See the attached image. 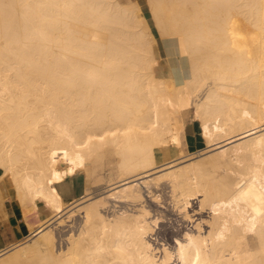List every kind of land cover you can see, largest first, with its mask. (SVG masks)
<instances>
[{"label":"bare ground","instance_id":"obj_1","mask_svg":"<svg viewBox=\"0 0 264 264\" xmlns=\"http://www.w3.org/2000/svg\"><path fill=\"white\" fill-rule=\"evenodd\" d=\"M146 1L158 36L138 0H0V187L27 232L0 264H264V0ZM158 37L187 74L163 73ZM191 110L209 149L175 166L194 157ZM167 150L178 157L158 163ZM112 153L109 197L142 201L158 167L183 216L202 214L175 246L155 243L162 219L144 204L109 218L98 197L58 250L49 225L66 221L67 179Z\"/></svg>","mask_w":264,"mask_h":264},{"label":"rangeland","instance_id":"obj_2","mask_svg":"<svg viewBox=\"0 0 264 264\" xmlns=\"http://www.w3.org/2000/svg\"><path fill=\"white\" fill-rule=\"evenodd\" d=\"M138 1L141 3L142 10L147 17L151 28L154 29L152 31L156 36H158V33L154 27V22L150 14L147 1L146 0H138ZM167 38L158 37V43L156 47V54L159 57L160 65L163 73L165 75L169 74L170 66L174 64L173 66H176L177 71L179 72L181 71L180 73L181 75L187 74L189 72L187 60L179 55L173 39L170 37ZM192 116H193V110L186 113V115H184V118H186L185 127L188 138V150L194 153V157H192L190 160L187 159L186 157H184L186 158L185 160H182L184 158L178 159L177 161H175L177 162L175 166L177 165L180 166L179 164L181 163H182L181 166L183 165L185 166V164H189L190 162H192V159L194 161L195 159L202 156L201 154H203L205 152V149L208 147L200 134L199 122L193 119ZM112 154L104 155L96 159L94 162H89V163L87 162L85 167L83 168V172L78 171V173L67 179V183L69 187L67 188V191H65L64 194L65 198H67L65 203V206L67 205L66 211L64 210L65 212H63L61 216L55 218L56 222H58L61 219L63 220L65 218L66 221L65 220L63 222L59 221L58 223L59 225H57V223H51L49 225V227H52V229L54 230V234L56 235L57 238L56 247L58 248V250L66 249L67 245L69 244L68 238L70 237V234L77 235L76 233H78L79 229L81 228L80 226L83 223L84 213L78 209L87 206L92 202H95L96 198L98 197L101 198L105 197L106 202H105V206L102 207V212L106 214L109 218H113V216H116V214L122 212L123 210H129L134 212L144 204L146 207L150 209V212H152L151 216L153 220L155 218H156L155 221L162 219V222L155 223L156 226L154 228V233L150 235L152 236V238L157 237L156 239H154L155 243H160V241L164 240L163 242L169 241V243H172V245L175 246V243L173 242L174 236L182 235L185 230L184 229L185 225L190 226L192 224L191 222L196 220V217L199 218L202 214L200 215V213H196L195 211H193V213L191 212L192 216L196 214L194 217L190 218L191 221L187 219L185 216H183L182 211L179 209L178 205L173 200L169 179H164L160 183L154 182L155 179H153V177L156 176L158 172L160 174L163 171L162 172L163 174L164 172H166V170H168V169H160L158 167L157 170L153 169L154 171L152 172L150 171L149 173L150 174L149 177L152 178V180L148 179L146 183L138 184V185H142L141 190H143L145 194L142 201L121 200L122 198L120 197L122 196L120 192L118 194H115V197H109V191L110 192L113 191L112 190L113 188L110 190V188L113 186L110 185V183L118 182L119 180V174H118L119 171H117L118 169L116 166L118 165L117 163L118 161L116 160L117 157L116 155L114 154L112 155ZM176 157H178L176 151L167 150L162 152L159 158L160 161L158 163H164L170 161L171 159L173 160ZM159 174H157V176H159ZM86 183L88 187L91 188L90 189L91 191L89 190V192H91V198L90 199L87 198L88 200L87 199L83 200L84 198L82 199L81 196L85 195L86 193ZM116 188H118L119 191L123 188L125 190V186L115 187L114 190ZM146 188L152 190V192L150 193L151 195L147 193ZM154 194L158 196L157 200L154 198L155 196ZM152 195L154 196L151 197ZM99 199H97V201ZM89 200L91 202H88ZM81 204L82 205L84 204V206H81ZM192 204L193 206L197 207L198 206L197 199H193ZM70 205H73V207H71ZM71 210H76V211H74V213L69 218L67 215H69V213L72 212ZM43 215H48V212L46 213L44 212ZM203 215L205 216L207 214L204 213ZM22 219L25 226L23 215H22ZM187 222L188 224H186ZM20 242L21 241L18 240L15 243L8 245L9 249H13L17 247Z\"/></svg>","mask_w":264,"mask_h":264},{"label":"crops","instance_id":"obj_3","mask_svg":"<svg viewBox=\"0 0 264 264\" xmlns=\"http://www.w3.org/2000/svg\"><path fill=\"white\" fill-rule=\"evenodd\" d=\"M4 182L0 187L2 191H0V193L3 195V197H0V199H5L4 205H2L4 209L0 207V248L15 243L20 238L25 237L27 234L20 208L18 207V204L16 203L15 198L10 191L9 185ZM2 209L5 210V212L2 211Z\"/></svg>","mask_w":264,"mask_h":264}]
</instances>
